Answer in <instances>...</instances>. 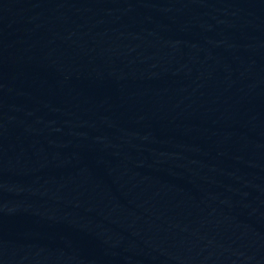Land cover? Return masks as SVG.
<instances>
[{"label": "water", "instance_id": "water-1", "mask_svg": "<svg viewBox=\"0 0 264 264\" xmlns=\"http://www.w3.org/2000/svg\"><path fill=\"white\" fill-rule=\"evenodd\" d=\"M0 264H264V0H0Z\"/></svg>", "mask_w": 264, "mask_h": 264}]
</instances>
